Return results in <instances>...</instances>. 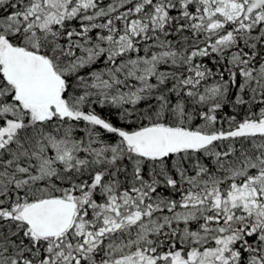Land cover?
I'll use <instances>...</instances> for the list:
<instances>
[{
    "label": "snow or ice",
    "instance_id": "snow-or-ice-1",
    "mask_svg": "<svg viewBox=\"0 0 264 264\" xmlns=\"http://www.w3.org/2000/svg\"><path fill=\"white\" fill-rule=\"evenodd\" d=\"M0 264H264V0H0Z\"/></svg>",
    "mask_w": 264,
    "mask_h": 264
}]
</instances>
